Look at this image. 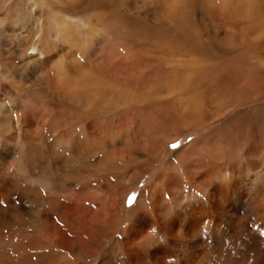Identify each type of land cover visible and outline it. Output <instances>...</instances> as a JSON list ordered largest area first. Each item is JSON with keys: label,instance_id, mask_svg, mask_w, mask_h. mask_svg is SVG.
Instances as JSON below:
<instances>
[{"label": "rangeland", "instance_id": "1", "mask_svg": "<svg viewBox=\"0 0 264 264\" xmlns=\"http://www.w3.org/2000/svg\"><path fill=\"white\" fill-rule=\"evenodd\" d=\"M162 1L0 0V181L5 183H0V264L29 259L120 264L126 252L134 251L129 244L123 247L132 209L148 217L140 227L149 235V241L141 244L143 251L149 256L161 250L157 264H177L180 258L168 252L170 235L156 231L161 218L154 219L148 209L124 207L134 203L141 191L149 194L163 186L164 163L169 161L181 174V164L188 167L196 158L214 165L249 161L253 170L246 167L239 174L244 199L235 202L231 195L224 205L231 215L236 213L238 228L230 232L232 217L221 222L215 218V224L224 228L222 235L203 230L199 238L193 235L181 245L183 254L193 245L202 255L198 264H264V77L246 86L252 78L249 57L222 66L219 73L224 79L220 83L217 78V84L216 70L210 71L206 64L195 69L170 61L183 43L160 12ZM213 15L224 21L220 12ZM202 21L204 28L206 19ZM29 28L42 51L37 59L29 54ZM232 32L222 30L220 35L230 40L236 34ZM208 35L215 54V34ZM259 44L264 57V41ZM141 52L149 58H141ZM216 53L224 57L221 53L229 55L231 50ZM85 68L99 72L84 74ZM26 85L36 90L30 92ZM184 107L205 117L209 108H221L225 116L171 142L172 134L190 124L188 114L178 113ZM23 116L38 120L22 129L35 139L33 143L25 142L21 134L14 143L4 141L2 135H18L17 123ZM198 140H202L199 149L191 153L189 145ZM152 142L157 143V152L166 153L153 172L137 175L135 165L144 160L140 153L150 150ZM236 176L237 171H229L219 180L231 184ZM181 188L175 190L176 202L168 196L163 204L171 212L205 198L202 191ZM63 212L73 223H82L86 232L75 234L65 227L58 220ZM52 220L58 229L54 236L45 234ZM45 238L65 248L48 250L35 244Z\"/></svg>", "mask_w": 264, "mask_h": 264}, {"label": "bare ground", "instance_id": "2", "mask_svg": "<svg viewBox=\"0 0 264 264\" xmlns=\"http://www.w3.org/2000/svg\"><path fill=\"white\" fill-rule=\"evenodd\" d=\"M83 2L80 3V6L87 7L86 6L87 3L84 6ZM159 7H160L159 8L160 12L166 18L167 23H169V27L174 28V32L177 33V36L180 35L179 38L183 43V47L180 48L181 52L178 53L176 58L170 59V61H177L182 65H195V69H198V67L202 68L206 64L207 68H209L210 71H212L213 68L214 70H216L214 72L215 79L213 80V83L217 84L222 79H224L221 77L222 74L219 73V69H221L222 66L228 65L231 62H235V64H238L240 63L238 61H240L241 59L249 57L248 59L252 60V64L250 63L251 65L249 69L251 71L250 73L252 74V75L250 74V77L252 78H249V81L248 83H246V86L252 87L253 84L256 83V81H258V77H261V79H263L264 61L263 59H261V57L262 58L264 57L261 56L263 52L261 54L260 52H258L260 51L259 50L260 48H258V44L261 43V41H264V0H218V2L216 3H214L213 0H163ZM215 11L218 13L220 12L224 20V21L222 20L223 22H219L215 19L213 15ZM200 14L204 15V19H206V24L204 28L201 26L203 25L202 20L204 19H202V15ZM39 16H41L40 13ZM30 28L28 30L31 41L30 42L31 52L29 54H31L34 58L37 59L41 57L40 54H42V51L39 52V48L36 43V40L33 41L34 37H32L31 34L32 31L30 30ZM222 30H224L225 32L233 31L236 34L233 39L229 40L227 39L226 35H220V32ZM164 32L162 33V35L165 34ZM209 32L215 34L214 35L215 43H216V49L214 50L215 54L213 53V49L210 47L211 40H210V36L208 35ZM203 36H206V38H203ZM251 43L252 45L255 44V46H251ZM227 49L231 50V54L226 55L224 53H221ZM140 51L141 50H139V52ZM151 52L153 53L157 51L152 50ZM160 52L161 51L158 50V53ZM216 52L221 53L224 57H222L220 54H217ZM139 56H141V58L143 59L149 58V54L145 52L139 53ZM82 72L84 74L93 75V74H97L99 70L98 68H93V69L85 68L82 69ZM84 74L81 75L83 76ZM231 75H233V72ZM234 75L237 76V74ZM217 78L218 79L220 78L219 82ZM229 84L231 85V83ZM49 87L50 88L47 89L50 91V94H52L51 93L52 85H49ZM25 88H27L28 91L30 92L36 90L35 88H32L31 85L30 86L26 85ZM137 99L139 98L137 97ZM208 112L210 114L207 115V117H205V115L199 113L197 109L196 110L194 109L193 111H188V108L184 107L181 110H179L178 113L180 116L182 115L186 117L188 114L187 118L190 120V124L189 126H186V129L181 131V133L175 132L174 134H172L173 136H171L169 140H171V142H174L177 139V137L183 134V132H188L198 127H202L208 123H212L217 118L219 119L225 116L224 113L221 112V108H219V110H217V108H213V109L209 108ZM38 113L39 111L35 110L33 116L37 117ZM37 124H38V120L37 122H35L29 117L23 116L21 123H17L18 135L16 136L15 134H13V136H9L8 138L2 135V137L4 138V141L6 140L14 143V141L16 142V140H18V138L20 137L19 134H21L25 142L32 144L35 139L31 137V134L29 135L27 133H24L22 129H24L23 127L24 125L25 128H29L31 125H37ZM25 132H27V130ZM201 142L202 140L200 141L198 140L196 143L191 144V146L189 145L188 148L191 149L189 151L191 153L197 151V149H199L200 147ZM156 147H158L157 143L152 142L150 150L144 153H140L141 155L140 158L142 157L144 158V160H141L138 164L135 165L136 166L135 173L137 175L139 173L142 175L144 173L145 174L151 173L157 168V166H159L162 160V155L166 153V150L164 149L161 152H157ZM9 151L10 149L8 150V152ZM190 161H191L190 166L188 167L187 164L186 166L183 163L181 164V166H184L183 173L181 174L177 173V170L173 169L170 166L169 161L164 163L163 169L165 168L166 171H164V175L162 178L163 186L156 187L155 190L154 191L152 190L151 192H149V194H147V192L141 191L138 194L137 198L135 199L134 203H132L129 207H124L125 210L130 208L131 209L143 208L144 210L148 209L150 212L152 211L151 215L153 216L154 219L157 217L158 219L161 218V221L157 220L156 221L157 224L155 223L156 225H158L156 231H160L159 233H165L170 235L169 244H168L169 245L168 247L170 248L168 252L171 255L172 253H174V257L175 255L178 256L177 259L180 258L179 259L180 261L177 264H198L199 261H201L200 259L202 258L201 257L202 255H200L199 252H196L197 250H193L196 248L195 246L192 245L193 248L190 246L189 247L190 252L185 254H183V249H180V247L181 245H183L184 247L186 245V241H188L189 238L192 237L193 235L194 237L195 236L198 237L200 232L203 230L207 231L209 234H215L216 236L222 235V233L224 232V228L220 227V224L218 223L221 222L219 221L221 218H223L224 220L226 219V217L228 218L232 217L233 221L235 220L234 223L233 222L231 223L230 232H233L238 228V225L240 223H239V219L237 218L235 219L236 213H232L231 215L230 213L231 210L229 209L230 207L228 208L225 207L224 205L227 199L229 198V196L231 195L235 198L236 200L235 202L242 201L244 199L245 191L244 192L242 191V194L240 193V189H241L240 183L243 179L239 177V174L241 172H246L247 169L252 168L251 162L249 161H246L245 165L240 164L239 162L238 163L230 162L227 164L218 163L217 165H214L212 161H207V162H204L202 160L199 161L198 158L192 159ZM189 167L192 168L190 171H188ZM229 171L231 173H235V171H237V176L236 178L233 179L234 181L231 184L230 183L224 184L219 179L220 178L222 179L225 174L229 173ZM0 183H3V186L5 184L4 182L1 181ZM182 186H185V188L187 187V188L196 189L197 191L198 190L202 191L205 198L202 201L197 200L193 204H187L186 206L180 205V207L178 208L174 207L173 211L171 212L169 209L170 207L164 206L166 204L165 203L167 199L166 197L169 196L171 200H174L176 202L177 199L179 198L178 192H181L183 190L181 188ZM161 187H164L163 190H160ZM176 189L178 190L177 197L175 196ZM255 190L257 189L255 188ZM2 192H3V188L0 186V196L3 195ZM247 206L250 207L251 211L253 210L252 205L248 203ZM106 207L107 205L105 204L103 209L104 208L107 209ZM136 211L132 209L130 210L131 213H129V216L127 215L129 217V220L132 221V223L131 225L129 224V228H127L128 229L127 231L125 229L126 241L124 240L125 243L123 244V247L125 246V244H129V246L131 245L134 251L126 252L125 258L123 257L124 259H122L120 264H157V257L159 256V252L161 250H159V252L156 251L153 254L149 253L150 255L148 256L142 249L143 245H141L149 241L148 239L149 235H145L146 232H142L140 229V227H144L148 217H146V215L139 214ZM215 218L218 219L217 224H215L214 222ZM58 220H60L64 224V226L67 227L70 231L75 232V234L86 232V228L82 226V223L81 224L73 223L69 214H66L65 212H63V214L60 215ZM51 223H53L52 226L47 227L45 234L48 233L50 236H54L55 231L58 229L56 228V224L54 221ZM83 223L86 224L85 222ZM87 232L90 234L89 231ZM35 244L42 245L44 248L48 250L65 248L62 247L63 245L61 246L58 244L56 245L54 242H50L46 238L42 242L41 240L35 242ZM76 249H78L77 253L79 254L80 249L77 247ZM161 252L163 253V251ZM49 262L41 263L39 259H35V261L29 259L26 260V262H23V264H51V262L50 263ZM164 264H173V261L165 262Z\"/></svg>", "mask_w": 264, "mask_h": 264}, {"label": "snow or ice", "instance_id": "3", "mask_svg": "<svg viewBox=\"0 0 264 264\" xmlns=\"http://www.w3.org/2000/svg\"><path fill=\"white\" fill-rule=\"evenodd\" d=\"M173 147H176V145H173Z\"/></svg>", "mask_w": 264, "mask_h": 264}]
</instances>
